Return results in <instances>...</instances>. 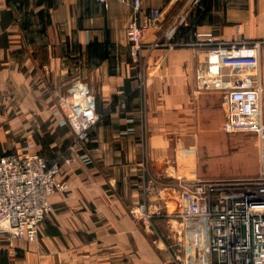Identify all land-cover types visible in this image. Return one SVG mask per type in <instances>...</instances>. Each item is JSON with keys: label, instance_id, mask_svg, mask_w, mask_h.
Segmentation results:
<instances>
[{"label": "crops", "instance_id": "1", "mask_svg": "<svg viewBox=\"0 0 264 264\" xmlns=\"http://www.w3.org/2000/svg\"><path fill=\"white\" fill-rule=\"evenodd\" d=\"M28 1L33 6L25 18L0 0V155L29 147L59 165L62 188L50 198L51 212L35 241L0 234V264L190 259L186 229L174 215L178 177L165 172L179 159L180 136L187 135L188 149L198 153L193 164L206 168L201 178L254 177L264 160V138L261 144L255 133L225 128L226 104L249 96L250 88L234 87L227 77L221 87L203 88L207 47L195 33H210L224 44L264 42V0H140L143 12L158 8L161 16L145 34L138 63L125 31L133 0L106 6ZM139 76L145 79V114L136 91ZM84 89L95 98L98 115L89 141L76 147L86 161L74 156V134L66 124ZM143 195L151 213H164L154 220L155 230L135 214ZM209 253L208 264L215 258Z\"/></svg>", "mask_w": 264, "mask_h": 264}, {"label": "built area", "instance_id": "2", "mask_svg": "<svg viewBox=\"0 0 264 264\" xmlns=\"http://www.w3.org/2000/svg\"><path fill=\"white\" fill-rule=\"evenodd\" d=\"M94 1L106 6L110 0ZM198 2L193 1L194 4ZM160 16V9L143 12L140 0L132 1L125 31L133 59L141 58L144 36L159 22ZM195 39L207 47V70L201 78L203 88L220 87L224 83L225 68H230L233 75H238L235 69L242 66L260 69L259 42L224 44L210 33H195ZM242 82L234 85L250 84L247 86L250 95L239 101L249 100L259 109L260 84L248 78ZM234 107L232 105L229 110L232 119L229 130L263 134L259 113L254 117L251 107L245 104H240L238 110ZM97 121L95 98L87 90L81 91V99L71 107L66 124L76 144L71 150L83 161L89 157L76 152L77 144L88 142V131ZM59 169L57 163L30 151L27 146L21 151L0 155V234L9 240L33 242L37 239L41 224L51 212L50 198L62 188L56 180ZM176 188L179 198L174 215L191 218L200 224L206 233L209 251L215 256L210 264H264V174L245 178H178ZM138 211L149 220L151 214L144 195ZM154 213L161 214V211ZM173 264L181 263L174 260Z\"/></svg>", "mask_w": 264, "mask_h": 264}, {"label": "rangeland", "instance_id": "3", "mask_svg": "<svg viewBox=\"0 0 264 264\" xmlns=\"http://www.w3.org/2000/svg\"><path fill=\"white\" fill-rule=\"evenodd\" d=\"M8 1H9L10 4H13L22 13V15L25 16V18H27V16L30 17L28 15V12H29L31 6H33V2L31 3L28 0H8ZM143 42H144V40H143ZM253 42H259L260 46H261V49L264 47V42H261V41H253ZM243 43H252V42L250 41V42H243ZM168 44L169 45L172 44L171 40L168 41L166 45H168ZM144 45H146V44L144 43ZM261 51L262 50H260V52H259V54H260V65H259V68L260 69H256L253 66H247V67L246 66H242L239 69H235V72L238 73V75H233L232 74L233 73L232 70H231V73L230 72H228V73H224L223 72L224 78L227 77L228 82L230 81L232 86H234V87H239V86H235L234 84H243L244 82H242V79L245 80V78H248L249 80L251 79V81H254V79H256L258 81V84H260V86H261V97H260V107H259V109L256 106L253 105L254 104L253 102H250L249 100L246 101V102H243V103L239 101V100H241L243 98H246V97H243V98H241L239 100L233 99V100H231V102H228L226 104V106H225L226 107V110H225V113H226L225 128H227V130L229 132H233V133L237 132V131H231V130L228 129L229 123L232 120V119L229 118V116H230L229 115V110H232L231 109L232 105L235 106L234 109L238 110V106L240 104L249 105L251 107L250 110H251L252 114L254 113V117H257L258 113H259L260 119H261V123H262V127L264 129V121H263V117H262V112H263L262 111V93H263V88H262ZM142 52H143V50L141 51V56H142ZM206 55H207V53H206ZM139 59L138 60L137 59H133V60L138 63ZM204 74H206V71L204 73L201 72V76H200V79H199L200 81H201V78H202V76ZM215 84H217V83H215ZM223 84L224 83H222V85ZM140 85L143 87L142 90H140ZM247 86H250V84L241 85L240 87L245 88ZM213 87H219V86L212 85L209 88H213ZM136 91H137V94H138V97H139L138 99H139V102H140V107L142 108V110H143V112L145 114V109H146V103H145V99H144V96H145V79H144L143 76L142 77L139 76V78H138V86H137V90ZM143 94H144V96H143ZM119 106L121 108H125V103L121 102L119 104ZM250 133L257 134L258 137H259L260 143L262 144V140L264 138V132H263V134H259L256 131H250ZM88 137H89V135H88ZM167 137L171 138L170 136H167ZM180 138H181L180 139L181 140L180 141V146H183V148L181 149V152L179 154V159L175 160L174 167H172L173 170H171V168H170L171 164H169L167 169H165L166 170L165 172L167 174H173L174 176H177L178 178H186V177L187 178H201L203 176V173L206 171V168L203 167V166H200V165L198 166V165L193 164V163L197 164L199 162H197V160H195V159H193L195 161V162H193L192 159H191V156L193 155V153H196V152L194 150H189L188 149L187 141H186L188 139L187 135H181ZM11 152L13 153V152H17V151H11ZM36 153H38V152H36ZM196 154H198V153H196ZM194 156L196 157V159H200L199 155H194ZM262 174H264V160L261 161V173H260V175H262ZM260 175H257V176H260ZM148 209H149V205H148ZM135 212H136L135 214L138 217V220H141V221L145 222L146 224H148V222H149V226L153 230H155L154 224H153L154 220L165 217L164 213H162V212H161V214H157V213H154V212L152 214L151 213L152 211L148 210V212L151 213V216L149 217V220H145L144 215L140 211H138V209ZM175 218H176V220H179V223L184 224L183 226L186 229V233L184 235L183 240L185 241V243L187 245L188 244L190 245V252L194 254L192 257H190V259H188V257L186 255L185 256L184 255H179V258L176 257L175 260H177L181 264H208V262H206V261H208V256L206 257L205 255L210 254L209 253L210 251H209V248L207 247L208 243H207L206 233L202 230L200 224H198L197 222H195L191 218H187L185 216L184 217L183 216H179V217L175 216ZM153 233H154V231H153ZM157 237L159 238L160 236H157ZM155 248L159 252L160 249L162 250L165 247L161 246V247H155ZM169 249H170V247H169ZM170 251H171V249H170ZM199 258H201V260H202V262H200V263L197 262V260ZM194 260H196V261L194 262Z\"/></svg>", "mask_w": 264, "mask_h": 264}]
</instances>
